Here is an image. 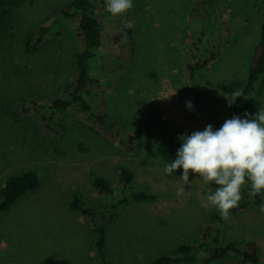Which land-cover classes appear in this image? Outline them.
Listing matches in <instances>:
<instances>
[{"label": "rangeland", "instance_id": "374dc122", "mask_svg": "<svg viewBox=\"0 0 264 264\" xmlns=\"http://www.w3.org/2000/svg\"><path fill=\"white\" fill-rule=\"evenodd\" d=\"M73 1L0 0V189L9 176L28 170L39 178L34 191L0 216V264H98L89 220L68 206L78 195L107 216L108 204L127 196L120 190L119 168L133 174L132 191L154 198L128 200L116 210L106 229L110 264H151L202 240L214 227L221 244L256 242L264 264V200L224 221L203 206L215 184L190 173L185 191L191 195H177L182 169L167 176L168 162L157 154L159 142L172 140L180 147L182 134L209 124L217 130L227 119L232 94L247 82L264 0H217L211 35L204 0H133L132 10L115 18L105 0H90L104 36L91 104L122 129L120 138L96 131L93 120L78 109L68 110L57 123L46 122L48 115L38 106L62 97L72 81L80 42L77 22L60 20L37 49H30V42L40 26ZM129 21L132 52L113 40ZM199 39L195 54L192 46ZM189 66L195 67L194 84ZM259 109H264V90L246 113L251 118ZM94 176L106 179L113 195L93 190ZM213 264L241 263L231 257Z\"/></svg>", "mask_w": 264, "mask_h": 264}, {"label": "trees", "instance_id": "16d2710c", "mask_svg": "<svg viewBox=\"0 0 264 264\" xmlns=\"http://www.w3.org/2000/svg\"><path fill=\"white\" fill-rule=\"evenodd\" d=\"M204 13L208 34L215 29L218 19L217 0H204ZM62 19H73L77 22L79 37L78 52L75 58V67L72 81L69 82L62 97L41 103L40 108L48 115L46 122L57 123L59 117L70 109H78L87 114L93 120V128L108 138V136L120 138L123 131L118 125L112 122L104 113H95L91 104V88L94 85L93 73L95 72V60L99 49L104 46V36L98 19L94 15V8L90 0H74L68 6L57 13L50 24L42 25L33 35L30 42V49H37L46 41L49 31ZM115 42L123 41L128 52H132V36L129 27L119 29V34L113 39ZM203 40H197L192 46V51L199 52V46ZM199 43V44H198ZM194 55V54H193ZM195 56H193V59ZM195 67L189 66V79L192 84L195 81ZM264 90V14L260 28V39L255 47L254 55L251 58L247 82L244 89L235 97L229 109L227 119L234 115L245 118L247 107L259 98ZM179 146L172 140L159 142L157 154L164 161L170 163L176 155ZM132 148L129 149L131 151ZM121 182L120 190L127 193L116 202L108 204L107 216L98 215L97 212L86 206L78 195H73L69 209L87 218L91 224L93 236L92 245L95 251L98 264H110L107 259L106 229L110 221L116 215V210L126 202H143L152 200L153 195L140 191L135 192L130 188L133 174L125 168H119ZM39 186V178L34 171L28 170L19 175L9 176L0 189V216L9 210L13 204L22 196L34 191ZM90 186L98 193L113 195L110 183L98 176L90 180ZM216 189V185H213ZM263 194L252 195L251 187H247L242 193L240 205L230 213H236L246 209L248 205H261ZM216 222L222 219L215 217ZM218 220V221H217ZM203 253V255H200ZM237 258L241 264H260V249L253 240H246L241 243L229 242L221 244L218 237L217 227L211 229L200 241L193 244L179 246L171 255L159 256L151 264H213L227 258Z\"/></svg>", "mask_w": 264, "mask_h": 264}, {"label": "clouds", "instance_id": "9594fccd", "mask_svg": "<svg viewBox=\"0 0 264 264\" xmlns=\"http://www.w3.org/2000/svg\"><path fill=\"white\" fill-rule=\"evenodd\" d=\"M105 6L111 17H124L132 10L133 0H105ZM126 26L134 25L129 21ZM186 106L192 108L191 102ZM244 117L234 115L217 130L209 124L203 131L182 134L175 158L164 168L167 176L182 169V187L177 195H191L185 191V185L192 183L190 173L205 184L214 183L217 187L207 195L203 206L215 209L224 221L229 220L230 210L239 206L246 184L250 182L254 196L264 192V109L254 117L249 118L248 113Z\"/></svg>", "mask_w": 264, "mask_h": 264}, {"label": "crops", "instance_id": "0c3cea01", "mask_svg": "<svg viewBox=\"0 0 264 264\" xmlns=\"http://www.w3.org/2000/svg\"><path fill=\"white\" fill-rule=\"evenodd\" d=\"M149 201V200H148Z\"/></svg>", "mask_w": 264, "mask_h": 264}]
</instances>
